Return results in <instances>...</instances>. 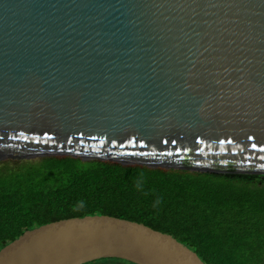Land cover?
Returning <instances> with one entry per match:
<instances>
[{
  "label": "water",
  "instance_id": "obj_1",
  "mask_svg": "<svg viewBox=\"0 0 264 264\" xmlns=\"http://www.w3.org/2000/svg\"><path fill=\"white\" fill-rule=\"evenodd\" d=\"M74 158L264 175V0H0V161ZM205 264L106 214L61 219L0 264Z\"/></svg>",
  "mask_w": 264,
  "mask_h": 264
},
{
  "label": "trees",
  "instance_id": "obj_2",
  "mask_svg": "<svg viewBox=\"0 0 264 264\" xmlns=\"http://www.w3.org/2000/svg\"><path fill=\"white\" fill-rule=\"evenodd\" d=\"M106 214L186 243L205 264H264V175L74 158L0 161V250L61 219ZM87 264H134L109 258Z\"/></svg>",
  "mask_w": 264,
  "mask_h": 264
}]
</instances>
